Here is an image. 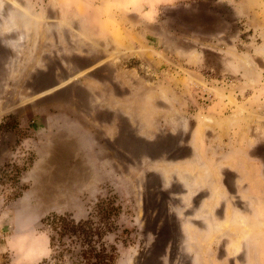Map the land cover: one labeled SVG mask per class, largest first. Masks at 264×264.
<instances>
[{"label":"rangeland","instance_id":"1","mask_svg":"<svg viewBox=\"0 0 264 264\" xmlns=\"http://www.w3.org/2000/svg\"><path fill=\"white\" fill-rule=\"evenodd\" d=\"M253 164L264 0H0V264H39L48 216L103 201L116 264H252Z\"/></svg>","mask_w":264,"mask_h":264},{"label":"trees","instance_id":"2","mask_svg":"<svg viewBox=\"0 0 264 264\" xmlns=\"http://www.w3.org/2000/svg\"><path fill=\"white\" fill-rule=\"evenodd\" d=\"M96 210L101 215L99 221L91 213L81 219L72 214L48 216L51 254L39 264H116L117 248L108 241V235L118 207L103 201Z\"/></svg>","mask_w":264,"mask_h":264},{"label":"crops","instance_id":"3","mask_svg":"<svg viewBox=\"0 0 264 264\" xmlns=\"http://www.w3.org/2000/svg\"><path fill=\"white\" fill-rule=\"evenodd\" d=\"M84 72H86V71H84ZM84 72H82V73H84ZM206 119L210 122H213V120L210 118H206ZM141 122H143V121H141ZM74 125H78V126L75 127ZM69 130H70V132H72L74 138L76 137L77 140H80V143H81V139H82L84 142H86V144L88 143V145L90 146L89 143L92 142L94 137L91 136L92 131H90L91 129L89 127L84 126V124L82 122L78 121L77 124L75 123L72 126H70ZM245 169H247V168H245ZM255 177L258 179V181L256 180L255 187L258 188V185H259L258 183L262 184L261 182L264 180L263 167L258 165V164H253V172L251 173L250 177H248V178H250V179L252 178L251 180H255L256 179ZM247 180H249V179H247ZM259 187H261V186L259 185ZM253 189H254V185H252V182H251V185H249L248 188H246L244 190L245 191L244 196L246 198H248V203H249V201L256 203L253 195L251 194V191ZM214 197L216 200H218V198H219V196H215V195H214ZM263 199H264V197H263ZM262 206H263L262 211H260L258 213L259 218H257L258 221H260V222H257V223L255 222L256 218L254 217V214L251 215V214L247 213V216H245L246 217L245 220H246V223L248 225V230L246 233V244H245L244 249H246L245 251L248 255V262L250 261V263H252V264H264V201H262ZM233 214L236 215V212L232 211V216H233ZM231 218L234 219L233 217H231ZM208 231H210V230H208ZM242 231H243L242 229H234L235 233H233V231L230 230L226 233L227 235H225V236H230V237L232 236L233 237V235L234 236L239 235L240 232H242ZM242 234H244V233L242 232ZM222 237H224V236H222ZM240 246H241V244H239V243H237V241H235L234 244H232L230 247L231 251H233V250L239 251ZM249 256H250V258H249ZM196 262L204 264L205 261L203 259L201 260V258L197 257Z\"/></svg>","mask_w":264,"mask_h":264},{"label":"flooded vegetation","instance_id":"4","mask_svg":"<svg viewBox=\"0 0 264 264\" xmlns=\"http://www.w3.org/2000/svg\"><path fill=\"white\" fill-rule=\"evenodd\" d=\"M80 101H82V100H80ZM204 230H206L205 228H204ZM203 231V230H202ZM190 264H195L194 263V256H193V258H192V260L189 262Z\"/></svg>","mask_w":264,"mask_h":264},{"label":"bare ground","instance_id":"5","mask_svg":"<svg viewBox=\"0 0 264 264\" xmlns=\"http://www.w3.org/2000/svg\"><path fill=\"white\" fill-rule=\"evenodd\" d=\"M150 76V75H149Z\"/></svg>","mask_w":264,"mask_h":264}]
</instances>
